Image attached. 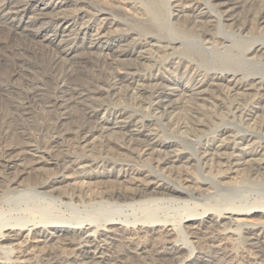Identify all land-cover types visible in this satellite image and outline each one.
I'll return each instance as SVG.
<instances>
[{
	"label": "bare ground",
	"instance_id": "obj_1",
	"mask_svg": "<svg viewBox=\"0 0 264 264\" xmlns=\"http://www.w3.org/2000/svg\"><path fill=\"white\" fill-rule=\"evenodd\" d=\"M164 4L0 0V209L28 182L42 193L67 183V196L57 197L107 212L72 226L0 222V264H264V221L252 220L263 219L264 203L194 207L179 220L157 213L214 189L187 171L191 161L224 188L245 171L264 179V159L255 158L264 147L221 118L264 130V73L243 67H264V40L254 37L264 31V0ZM235 34L250 40L240 55ZM205 51L225 57L212 61ZM159 112L170 136L196 138L211 126L216 134L195 143L194 158L161 134L151 116ZM222 221L240 230L242 244L235 228L218 229Z\"/></svg>",
	"mask_w": 264,
	"mask_h": 264
},
{
	"label": "rangeland",
	"instance_id": "obj_2",
	"mask_svg": "<svg viewBox=\"0 0 264 264\" xmlns=\"http://www.w3.org/2000/svg\"><path fill=\"white\" fill-rule=\"evenodd\" d=\"M143 3L145 0H142ZM159 3L162 5V9L166 8V5L164 4V0H158ZM218 11L214 10L212 12V15H218ZM164 29L166 30L167 34H171L172 31L174 30V23H171L170 21H166L163 25ZM263 27V26H262ZM227 28L225 29H220L219 26L215 28V31L218 33H227ZM262 35L260 39L264 40V31L259 32L256 31L254 33V37L258 38ZM235 37V38H234ZM232 46L233 50L236 51L240 55V51H244L246 47H249L250 40L240 38V36H237V34L232 35ZM234 39V40H233ZM238 49V50H237ZM145 52L149 51L148 47L144 48ZM223 52L224 49L222 50ZM215 53L212 51H205L204 53L209 55L210 60L212 61H217L219 59H222L225 57V54L222 53ZM182 53V52H181ZM260 56V54H257ZM244 68L245 70L249 71H257L260 72L261 74L264 73V67H258L255 64H248L244 63ZM148 68H145V71L143 73H147ZM173 84H169L167 88L164 89V93H169V89H172ZM174 88V87H173ZM174 100V99H173ZM172 100V101H173ZM173 102H171L170 106L172 105ZM228 100V104H229ZM125 108H129L128 104H122ZM211 108V106H207ZM166 107H164V110ZM163 109H161L162 111ZM165 114V113H164ZM163 114V116H164ZM145 118L151 119L152 117L155 119L158 128L161 132L162 135L165 137H169L170 140L179 142L180 145L185 149V151L189 152L192 154L194 158L198 156L196 152V146L195 143H205L209 139H213L215 136V129L216 126H211L210 130L205 131V133L199 134L196 138L195 137H188L186 134H176L174 137L170 136L171 131L170 129L165 126L164 119L162 117V112H159L157 114H151L145 115L141 114ZM221 117V115H219ZM222 122H223V127H229L234 130V132L238 133L239 135H253V141L256 140V142H259L263 147H264V130H247L243 127L242 123L239 121V119L231 116H222ZM239 121V122H238ZM215 145H221L220 140L215 141ZM175 149H178L174 147ZM247 148L246 144H241L237 147L235 150L236 154H240V152L245 151ZM264 152V151H263ZM256 159H264V154L262 153L258 154ZM188 172L192 175H195L196 177L206 179L207 182H209L212 187H214L213 190H211L209 195H205L201 198H198L197 201L196 199H192V202L189 201L190 203L187 205H175V204H161L159 207V211L157 213L162 216V217H168L171 220H179L182 215H184L186 212L191 211L194 207L198 208H208V207H213V206H238V207H250L253 205V203H264V179H261L255 175H250L248 172L245 171L243 172V177L238 178L233 186H230L228 188L220 187L218 184V180L214 177L215 173L213 172L212 174H207V171L202 169V165L198 164L196 161H191L188 164ZM206 172V173H205ZM166 181H169L168 179ZM224 181V182H223ZM221 180L223 185H226L227 183H232V180ZM227 181V182H226ZM226 182V183H225ZM27 183V181L25 182ZM28 184V186H27ZM25 185V187L22 189L23 191L18 193V194H7L8 196L4 199L5 203L0 209V222L6 223V222H26V221H31L34 222L42 219L47 220V222L51 224H56V225H75L76 223L84 221L86 218L90 217H105L107 215V212L104 210L106 207L105 205L102 206H96V205H87L85 203H79L76 202L77 200L74 199H60L57 197L56 194L58 193H64L65 196H67L69 188V184L63 183L60 185V189L58 192H49L47 193H42L41 190L36 189L34 184L30 185L29 182ZM66 184L67 186H64ZM62 186V187H61ZM63 188V189H62ZM65 189V190H64ZM33 191V192H32ZM47 194V195H46ZM56 195V196H55ZM13 196V197H12ZM11 197V198H10ZM207 197V198H206ZM12 199V200H11ZM63 200V201H62ZM68 200V201H67ZM195 201V202H193ZM200 202V203H199ZM193 203V204H192ZM191 205V206H190ZM211 205V206H210ZM123 215L128 214L129 212L126 210H122ZM206 215V214H205ZM263 219L260 220V216H254L252 220L255 221H264V216L262 217ZM204 223L206 225L210 226H216V220H209L205 219ZM228 221H222L218 227V229H229L231 228L232 230L235 228L233 224H228ZM236 224H241V223H236ZM236 229V228H235ZM240 230L236 229V233L240 234L239 235V241L242 244V238H241V233H239ZM53 244V245H52ZM47 249L52 250L56 248L60 249V245L54 242H50ZM235 245L240 246V244L235 243ZM103 246V245H100ZM58 247V248H57ZM54 250V251H56ZM60 251V250H59ZM93 249L90 250L92 252ZM89 256H93V254H89ZM87 264H97L99 261L96 258H89L85 260Z\"/></svg>",
	"mask_w": 264,
	"mask_h": 264
}]
</instances>
